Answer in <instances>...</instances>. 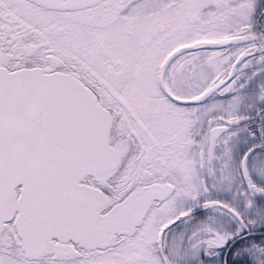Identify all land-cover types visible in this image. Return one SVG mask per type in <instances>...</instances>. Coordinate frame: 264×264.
I'll list each match as a JSON object with an SVG mask.
<instances>
[{"label": "snow or ice", "instance_id": "1", "mask_svg": "<svg viewBox=\"0 0 264 264\" xmlns=\"http://www.w3.org/2000/svg\"><path fill=\"white\" fill-rule=\"evenodd\" d=\"M0 264H264V0H0Z\"/></svg>", "mask_w": 264, "mask_h": 264}]
</instances>
